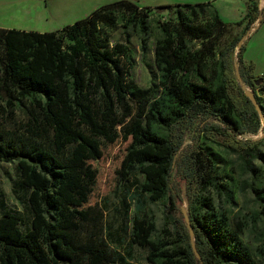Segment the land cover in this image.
I'll return each instance as SVG.
<instances>
[{
  "label": "trees",
  "instance_id": "1",
  "mask_svg": "<svg viewBox=\"0 0 264 264\" xmlns=\"http://www.w3.org/2000/svg\"><path fill=\"white\" fill-rule=\"evenodd\" d=\"M156 6L173 9L177 20L159 22L162 36L153 55L159 80L147 86L131 75V33L123 41L109 37L118 24L135 26L146 53L150 5L112 0L52 30L0 26V160L17 161L29 211L7 207L0 193V264H129L118 249L124 237L108 238L103 209L93 198L97 161L119 140L126 145L117 179L138 182L130 193L138 203L129 244L146 248L148 264H258L239 237L243 227H233L204 194L224 184L217 177L216 153L198 141L202 137L251 158L258 154L264 107L233 78L228 57L238 44L242 77L254 92L264 89V73L244 59L240 43L263 20L264 5L248 1L244 17L234 22L244 23L240 35L222 50L217 44L230 23L211 1ZM15 109L23 111L21 119H14ZM254 122L263 136H242ZM191 129L193 141L183 146ZM174 175L189 189L187 221L172 213L181 198ZM162 197L174 226L155 239L156 224L145 208L148 200ZM259 198L264 210V193ZM120 200L127 213L130 204L124 196ZM260 252L264 256V238Z\"/></svg>",
  "mask_w": 264,
  "mask_h": 264
},
{
  "label": "rangeland",
  "instance_id": "2",
  "mask_svg": "<svg viewBox=\"0 0 264 264\" xmlns=\"http://www.w3.org/2000/svg\"><path fill=\"white\" fill-rule=\"evenodd\" d=\"M112 0H0V26L17 28H34L37 30L56 29L66 22L86 15L91 9L99 4H104ZM139 5H150V35L148 38V49L142 52L140 45V34L135 26L116 25L110 30V40L123 41L127 32L131 33L129 44L133 49L134 65L131 75L134 80L147 86L150 83L158 82L160 70L154 61V43L162 36L159 22L162 20H177V14L173 9L158 7L157 0H135ZM153 4V5H151ZM211 8H207L210 12ZM223 19L229 22V27L221 40L218 41L217 50H222L234 38L238 37L244 23L237 24L244 16L227 13L222 14ZM203 18V13L200 12ZM244 59L252 60L255 65V72L264 73V18L256 24L250 33L243 37ZM195 46L199 45V40L191 42ZM238 45V44H237ZM236 45V46H237ZM236 46L229 52L228 67L236 82L255 99L254 94L259 98V103L264 107V89L259 87L253 91L240 73L236 61ZM264 80L260 81V83ZM256 100V99H255ZM6 113V110H4ZM23 111L15 109L14 119H21ZM11 119L7 114L6 120ZM261 125L264 124L263 117L260 119ZM260 125V126H261ZM254 122L242 136L260 138L263 132L260 126ZM256 128V130H254ZM192 129L186 133V141L183 146L193 141ZM218 140L222 136H217ZM201 146H207L217 155L216 173L218 180L224 184L221 190L216 187H208L204 194L209 195L217 211L224 212L233 227L240 225V239L247 244L252 256L258 264H264V256L260 252V245L264 238V210L259 194L264 193V137L258 146V154L251 158L248 154H241L231 151L217 142L205 141L199 137ZM126 141L119 140L107 146L104 156L97 161L100 169L98 184L93 193V198L99 201L100 207L104 212V221L109 239L118 235L124 237V241L118 245V249L125 254L129 264H148L146 261V248L135 244L130 245V229L134 207L138 201L131 199L130 193L137 189L138 182L129 180L121 183L117 179L115 169L120 164L121 156L124 154ZM17 161L0 160V193L5 200L6 206L18 210L24 215H28L27 208V188L19 184L20 173ZM139 181L142 175H139ZM174 182H178L181 198L177 201L178 206L172 209V213L178 217L188 220L187 209L190 201L189 189L185 181L174 175ZM256 189H263L257 191ZM126 198L130 204L127 213H124L121 205V197ZM166 198L148 200L145 211L147 216L155 221V229L152 237L157 239L164 235V229H173V224L165 217ZM0 209V214H1ZM112 243V242H111ZM114 243H112L113 245ZM130 250L129 256L127 250ZM56 264H65L58 262ZM120 264V263H115ZM226 264H237L228 262Z\"/></svg>",
  "mask_w": 264,
  "mask_h": 264
},
{
  "label": "crops",
  "instance_id": "3",
  "mask_svg": "<svg viewBox=\"0 0 264 264\" xmlns=\"http://www.w3.org/2000/svg\"><path fill=\"white\" fill-rule=\"evenodd\" d=\"M184 1H188V2L211 1V3L213 4V7L220 14L221 18H223L222 14H227V13H233V14H238V15H241V13H244L245 15L249 0H157L156 3L163 4V3H168V2L175 3V2H184ZM255 1H256V4L258 5V8L264 5V0H255ZM249 33L250 31L246 34V36ZM246 36H245V39H246Z\"/></svg>",
  "mask_w": 264,
  "mask_h": 264
},
{
  "label": "water",
  "instance_id": "4",
  "mask_svg": "<svg viewBox=\"0 0 264 264\" xmlns=\"http://www.w3.org/2000/svg\"><path fill=\"white\" fill-rule=\"evenodd\" d=\"M260 80H262V77H259V78L255 79V82H259ZM253 101L256 103L255 99H253Z\"/></svg>",
  "mask_w": 264,
  "mask_h": 264
}]
</instances>
